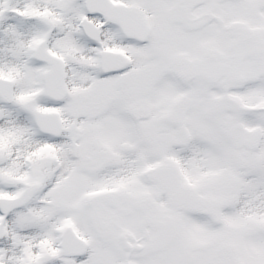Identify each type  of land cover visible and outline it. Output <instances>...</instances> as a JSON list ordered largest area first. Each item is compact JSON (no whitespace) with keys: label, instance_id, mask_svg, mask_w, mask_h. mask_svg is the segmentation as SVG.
I'll return each instance as SVG.
<instances>
[{"label":"snow or ice","instance_id":"6c2138e0","mask_svg":"<svg viewBox=\"0 0 264 264\" xmlns=\"http://www.w3.org/2000/svg\"><path fill=\"white\" fill-rule=\"evenodd\" d=\"M0 264H264V0H0Z\"/></svg>","mask_w":264,"mask_h":264}]
</instances>
